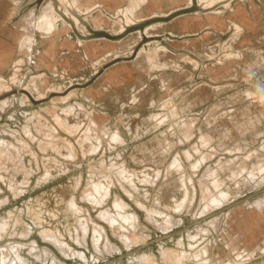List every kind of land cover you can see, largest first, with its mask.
Masks as SVG:
<instances>
[{
  "label": "rangeland",
  "instance_id": "rangeland-1",
  "mask_svg": "<svg viewBox=\"0 0 264 264\" xmlns=\"http://www.w3.org/2000/svg\"><path fill=\"white\" fill-rule=\"evenodd\" d=\"M49 1L0 0V264H264V38L241 61L249 22L230 19L202 54L173 50L163 24L209 11L193 0L103 52H52L54 38L92 39L93 26L114 32L155 11L77 0L101 5L89 19L73 9L91 34L63 10L75 28L59 20L46 33ZM119 62L140 65L146 84L100 81Z\"/></svg>",
  "mask_w": 264,
  "mask_h": 264
},
{
  "label": "crops",
  "instance_id": "crops-1",
  "mask_svg": "<svg viewBox=\"0 0 264 264\" xmlns=\"http://www.w3.org/2000/svg\"><path fill=\"white\" fill-rule=\"evenodd\" d=\"M165 1L166 3H164ZM188 5V0H148L147 4L153 11L156 10L160 13H171ZM233 5L232 11H234L238 5H243L238 16H231L230 13L232 11L228 14H216L218 12L208 11L206 13H186L171 17L163 24V32L165 35H168L166 38L167 44L175 51L184 50L202 54L209 42L217 38L216 36H218L219 33H223L228 29L230 19L241 23L240 18H243L245 21L249 22V25L244 22V24L241 23L244 26L245 32L242 35L244 44L240 46V50L242 51L240 60L255 59L257 56L253 50L254 46L250 43L257 42L259 39L261 40L260 36L264 38V16L259 8L262 4H260L259 0H235L233 1ZM28 9L29 8H27L25 12ZM15 11L16 1L15 5L9 8V12L13 13ZM0 23L2 22L0 21ZM31 39H33V36H31ZM78 40L70 35L54 38L49 50L56 52V50L60 49H73L78 44ZM34 42H30L32 43L31 45L38 44L37 41ZM41 44L44 45V42H41ZM6 45L7 40L2 36L0 31V63L5 59V55H7L5 51ZM107 49L108 47L106 45L98 43L96 48L90 50L89 53L92 52L91 54H96ZM68 60L69 58H67V61ZM64 61H66V59ZM255 71L256 70L252 68L247 70L250 76H252ZM143 72L144 70L140 65L119 62L111 67H106L99 77L101 79L100 81L107 83L111 87H119V89L124 91L133 83L141 82L146 84L147 75H143Z\"/></svg>",
  "mask_w": 264,
  "mask_h": 264
},
{
  "label": "bare ground",
  "instance_id": "bare-ground-1",
  "mask_svg": "<svg viewBox=\"0 0 264 264\" xmlns=\"http://www.w3.org/2000/svg\"><path fill=\"white\" fill-rule=\"evenodd\" d=\"M48 1V0H47ZM55 0H51L47 3H45V5L43 6L42 8V11H41V14H40V17H39V20H38V25H37V28L42 31V32H46V33H50L52 32L55 28L59 27V20H63L67 25H69L71 28H75L74 25L72 23H70L67 19H66V16L65 14L68 16V18L70 19H73V21L75 22L77 28L79 29V31H81L82 34H91L90 31H89V27H87V24L85 25L84 23H82V21L80 20V18L78 17V15L73 11V9H77L78 11L82 12L83 14H85V17L89 19V17L86 15V13L88 12H91L93 10H97L98 8L101 7L100 4H93L92 7H88V10L83 12L81 10V6L79 5V3H77V0H58V3H54ZM91 1V0H90ZM230 0H197V4H199L201 7L203 8H206V9H209V11L211 12H218V10L216 9V7L218 5H225V6H228V3H229ZM114 2L117 4V3H120L121 0H114ZM88 3V2H87ZM143 3H147L148 4V0H133V7L130 8V11L132 13H134V10H135V7L139 4H143ZM189 3L192 4L193 3V0H189ZM36 5V4H35ZM87 6H89L88 4H86ZM116 7V6H115ZM37 8V7H36ZM64 11V15L62 14L61 11ZM99 10V9H98ZM110 10V9H109ZM120 11H122L123 13H127V11L129 10V8H121L119 9ZM153 9H151L150 6H147L146 7V13L148 12V14H150V12H152ZM100 12L101 14L102 13H106L107 15H109V12L105 9V8H102L100 9ZM129 13V12H128ZM121 14V13H120ZM156 12H152V15L150 17L149 16H142L140 18H131L129 16H126V19H123L122 21V25L120 27V29L118 31H114V32H111L109 30H106L105 28L99 26V27H95L93 26L94 28V31L92 33L93 37L92 39H84V38H81L79 35H78V38H79V44L83 45L84 46V49L86 52L89 53L90 50L96 48V46L98 44L94 43V42H87V41H95V40H100V39H104L106 40L105 42V45L107 47H111V46H114L115 45V42H119L123 35L126 33V32H129V31H134L135 29H137V31H140L138 29H140L141 26H137L136 24L138 22H141L143 20H147L148 18H152L154 16H156ZM99 15V14H98ZM158 15V14H157ZM168 13H163V14H159L158 16H167ZM102 19V18H101ZM114 20V19H113ZM112 20V21H113ZM118 20V19H116ZM72 21V22H73ZM90 21V20H89ZM100 21V18H96V22ZM111 21V22H112ZM73 22V23H74ZM91 22V21H90ZM63 24V23H62ZM109 24V23H108ZM115 24V23H114ZM157 24H162V22L158 21V22H155L149 26H146L142 33H146V35H150L148 34V29L151 28V27H154L155 25ZM117 25V24H116ZM64 26V25H63ZM62 27V26H61ZM241 28V27H240ZM56 30V29H55ZM92 31V30H91ZM99 31H104L100 34H97V32ZM78 33V32H77ZM79 34V33H78ZM87 36V35H86ZM26 38V37H25ZM24 38V39H25ZM45 38V37H44ZM43 39V38H42ZM44 41V40H43ZM87 42V43H86ZM49 52V51H48ZM92 53V52H91ZM4 55V54H3ZM79 60V59H78ZM77 60V61H78ZM76 61V60H75ZM80 61V60H79ZM69 64V63H68ZM2 70V69H1ZM9 97V96H8ZM8 99V98H7ZM10 99V98H9ZM54 118V117H53ZM65 123V122H64ZM90 125V124H89ZM66 126V125H65ZM68 127V126H66ZM54 128V127H52ZM74 128V127H73ZM49 129V128H48ZM70 129V128H69ZM55 132V131H54ZM83 133V132H82ZM86 136V135H85ZM86 140V139H85ZM17 141V140H16ZM71 152V151H70ZM13 161V160H12ZM17 162V161H16ZM54 230V229H53Z\"/></svg>",
  "mask_w": 264,
  "mask_h": 264
},
{
  "label": "built area",
  "instance_id": "built-area-1",
  "mask_svg": "<svg viewBox=\"0 0 264 264\" xmlns=\"http://www.w3.org/2000/svg\"><path fill=\"white\" fill-rule=\"evenodd\" d=\"M233 1H235V0H230L229 3H228V6H225V5H222V4L221 5H218L216 7V9L218 10V13L221 12V11H223L221 9H227V8H229L230 10H232L233 9ZM240 1H244V0H240ZM232 27H233V32L232 33H235L237 31H239V28L240 27H238L235 22H231L229 28H232Z\"/></svg>",
  "mask_w": 264,
  "mask_h": 264
}]
</instances>
